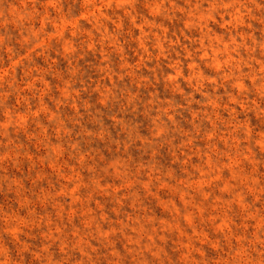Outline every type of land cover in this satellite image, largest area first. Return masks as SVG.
Returning a JSON list of instances; mask_svg holds the SVG:
<instances>
[{"label": "rangeland", "instance_id": "rangeland-1", "mask_svg": "<svg viewBox=\"0 0 264 264\" xmlns=\"http://www.w3.org/2000/svg\"><path fill=\"white\" fill-rule=\"evenodd\" d=\"M122 2L0 0V227L26 264H217L234 227L264 226L262 141L242 161L232 131L264 136L260 89L239 101L224 71L264 69V17L130 31Z\"/></svg>", "mask_w": 264, "mask_h": 264}, {"label": "clouds", "instance_id": "clouds-1", "mask_svg": "<svg viewBox=\"0 0 264 264\" xmlns=\"http://www.w3.org/2000/svg\"><path fill=\"white\" fill-rule=\"evenodd\" d=\"M55 7L57 9L56 21L59 22L62 13H60L58 5ZM89 7H94V5ZM100 7L106 8L107 5L100 4ZM112 7L116 6L113 5ZM120 8L121 17L114 22L117 26L121 24L127 25L130 31L137 24L144 25L148 31L154 30L149 28L148 24L149 21H154L156 17L174 19L177 15L187 17L191 14L194 18L199 17L204 22L205 27H207V24L214 17L219 23L223 24L224 21L221 16L223 13L224 16L232 17L229 23L233 28L243 23V21L249 20L250 17H264V0H259V4L256 3V0H214L212 4L207 6L187 0L183 6V11L175 3L170 4L168 0H123ZM40 15L44 16L45 24L53 22L44 11L37 14V18ZM76 32L77 37L80 38L82 36L80 29L77 28ZM39 33L44 38H47L43 25L39 27ZM57 34L59 33L57 32ZM33 37V43L38 44L39 37H36L34 32L30 33V38ZM83 39L86 40L87 37L83 36ZM205 39H207V34H205ZM241 68H243V65H241ZM224 71L231 72L232 75L229 77V80L234 85L233 91L236 99L239 101H245L246 97L255 93L257 88H259L260 95L257 99L260 100V109L264 111V69L255 73L256 78L252 83H247L251 74L245 75L243 72L237 71L235 65H232L230 68L225 67ZM217 79H220L219 74H217ZM236 88L240 89V92L235 93ZM247 110H252L251 104H247ZM232 131L242 142L238 153L240 160L247 161L249 157H252V150L256 149L257 141H262L260 143V151H264V136L257 135L254 130L250 135H246L243 127L233 129ZM260 131L264 133V129ZM257 163L259 166L264 167V161H257ZM234 182L236 185L234 191L239 190L247 195L245 188L242 187V181L237 178ZM260 183L264 185V176L260 177ZM255 207H259V205ZM261 216L264 217V209L261 211ZM15 228L16 225L14 223H9L7 230L0 227V264H26L24 257L21 255L25 251V246L21 245L20 241L16 239L18 233L15 231ZM257 233V235H253L251 231L245 233L243 229L234 227L231 237L225 238L219 245L217 264H264V226L257 229ZM236 237L240 239L237 240ZM196 259L200 261V264H211L207 259L201 260L200 257ZM33 264H48L47 253L41 252L39 261H34ZM99 264H105V262L100 261Z\"/></svg>", "mask_w": 264, "mask_h": 264}]
</instances>
